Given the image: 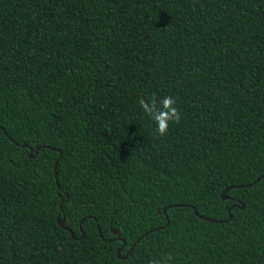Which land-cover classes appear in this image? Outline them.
Instances as JSON below:
<instances>
[{"label":"trees","instance_id":"obj_1","mask_svg":"<svg viewBox=\"0 0 264 264\" xmlns=\"http://www.w3.org/2000/svg\"><path fill=\"white\" fill-rule=\"evenodd\" d=\"M0 264H264V0H0Z\"/></svg>","mask_w":264,"mask_h":264},{"label":"clouds","instance_id":"obj_2","mask_svg":"<svg viewBox=\"0 0 264 264\" xmlns=\"http://www.w3.org/2000/svg\"><path fill=\"white\" fill-rule=\"evenodd\" d=\"M140 108L154 123V131L161 137L167 135L171 124L180 120L176 99L172 96L165 95L159 102L156 97H149L141 101Z\"/></svg>","mask_w":264,"mask_h":264},{"label":"water","instance_id":"obj_3","mask_svg":"<svg viewBox=\"0 0 264 264\" xmlns=\"http://www.w3.org/2000/svg\"><path fill=\"white\" fill-rule=\"evenodd\" d=\"M22 146L25 147V145H22ZM40 148H41V147H37V148L35 149L34 154L32 153L33 150H30V152H29V154H28V157H30V158L34 157V156L37 154V152L40 150ZM60 156H61V154H60ZM54 167H55V166H54ZM261 178H262V177L256 179L254 182H258ZM226 190H227V189H225V190L222 192V199H225V198H226L225 195H224L225 192H226ZM165 211H166V208L163 210V212L165 213ZM63 220H64V219L60 220L59 217L57 218V222H58V224L60 225V227H63V226H64V225H63V222H64ZM80 229H81V228H80ZM98 232H99L100 237L103 238V236H102V234H101L99 228H98ZM113 232H114V234H117V231H113ZM70 233H71V236H73V233H72V232H70ZM143 236H144V235H142L140 238H142ZM82 237H83V235H82ZM140 238H139V239H140ZM117 239L120 240V241L122 242L121 247L118 248V250H117V255H119L120 251H121V250L124 248V246H125V240H124L123 238H121L120 236H118ZM139 239H138V240H139ZM138 240H137V241H138ZM132 248H133V246L130 247L129 250H131ZM129 250L126 252V255H125L123 258H126V256H127L128 253H129Z\"/></svg>","mask_w":264,"mask_h":264}]
</instances>
